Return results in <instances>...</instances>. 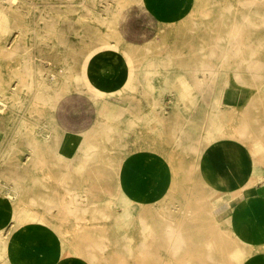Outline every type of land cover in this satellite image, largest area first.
Wrapping results in <instances>:
<instances>
[{
    "label": "rangeland",
    "instance_id": "rangeland-1",
    "mask_svg": "<svg viewBox=\"0 0 264 264\" xmlns=\"http://www.w3.org/2000/svg\"><path fill=\"white\" fill-rule=\"evenodd\" d=\"M13 1L0 0V245L12 241L16 219H29L33 181L54 182L62 196L68 139L81 154L113 149L117 134L159 131L193 97L235 106L246 91L262 107L264 0ZM221 124L217 116L216 133ZM72 159L76 216L91 195L86 161L98 158ZM239 259L233 238L216 264Z\"/></svg>",
    "mask_w": 264,
    "mask_h": 264
},
{
    "label": "crops",
    "instance_id": "crops-1",
    "mask_svg": "<svg viewBox=\"0 0 264 264\" xmlns=\"http://www.w3.org/2000/svg\"><path fill=\"white\" fill-rule=\"evenodd\" d=\"M245 93L235 106L226 96L219 107L193 97L159 131L129 127L113 149L94 154L79 153L68 139L59 150L63 197L54 182H32L33 215L18 218L12 241L0 245L4 264H216L233 238L238 264H264V88L261 108ZM76 156L98 159L86 161L91 195L72 216Z\"/></svg>",
    "mask_w": 264,
    "mask_h": 264
},
{
    "label": "bare ground",
    "instance_id": "bare-ground-1",
    "mask_svg": "<svg viewBox=\"0 0 264 264\" xmlns=\"http://www.w3.org/2000/svg\"><path fill=\"white\" fill-rule=\"evenodd\" d=\"M14 1H15V0H14ZM14 1H13V2H14ZM25 1H26V0H25ZM27 1H28V0H27ZM7 2H8V1H7ZM137 2H139V0H138ZM54 3H55V2H54ZM140 4H141V3H140ZM3 5H4V4H3ZM32 5H34V4H32ZM36 5H37V4H36ZM54 5H55V4H54ZM1 11H2V10H1ZM6 11H7V10H6ZM11 16H12V15H11ZM12 18H14V17H12ZM248 19H249V18H248ZM22 35H23V34H22ZM234 39H236V38H234ZM236 41H237V40H236ZM236 41H234V42L236 43ZM233 46H234V45H233ZM232 48H233V47H232ZM234 50H235V49H234ZM232 51H233V50H232ZM237 51H239V47H238V45H237ZM233 52H234V51H233ZM233 52H232V53H233ZM235 54H236V53H235ZM256 62H257V61H256ZM258 62H259V61H258ZM255 64H256V63H255ZM31 65H32V64H31ZM220 65H221V64H220ZM252 65H253V62H252ZM250 67H251V66L249 65L248 68L250 69ZM253 67H254V66H253ZM61 68H62V67H61ZM248 68H247V69H248ZM32 69H34V68H32ZM249 69H248V70H249ZM253 69H254V68H253ZM254 71H255V70H254ZM251 72H253V71H251ZM62 73H63V71H62ZM218 73H219V72H218ZM218 73H217V74H218ZM254 73H255V72H254ZM41 74H42V72H41ZM217 74H216V75H217ZM52 75H54V74H52ZM254 75H255V74H254ZM50 77H52V76H50ZM56 77H57V76H56ZM80 78L82 79V76H81V75H80ZM177 79H178V78H177ZM239 79H240V78H239ZM239 79H238V81H239ZM179 80H180V79H179ZM240 80H241V79H240ZM170 81H171V79H170ZM102 82H103V80H102ZM32 84H33V83H32ZM79 84H80V82H79ZM178 84H179V83H178ZM179 85H180V84H179ZM222 85H223V84H222ZM32 86H33V85H32ZM93 86H94V85H93ZM169 86H170V84H169ZM184 86H186V85H183V88H185ZM230 86H231V85H230ZM94 87H95V86H94ZM180 87H181V86H180ZM224 87H225V85H224ZM225 88H226V87H225ZM229 88H230V87H229ZM245 88H246V87H245ZM179 89H180V88H179ZM186 89H188V88H186ZM192 89H193V88H192ZM235 90H237V89H235ZM235 90H234V91H235ZM192 91H193V90H192ZM184 92H185V90H184ZM193 92H194V91H193ZM197 92H198V91H197ZM200 92H201V91H200ZM176 93H177V92H176ZM198 93H199V92H198ZM213 93H214V92H213ZM191 94H192V93H191ZM200 94H201V93H200ZM60 95H61V94H60ZM240 95H241V93H240ZM181 96H182V95H180V97H181ZM187 96H188V95H187ZM187 96H186V97H187ZM197 96H198V95H197ZM220 96H221V95H220ZM186 97H184V98H186ZM223 97H224V96H223ZM223 97H222V98H223ZM55 98H56V97H55ZM57 98H58V97H57ZM239 98H240V97H239ZM245 98H246V97H245ZM180 99H181V98H180ZM186 99H187V98H186ZM0 100H1V99H0ZM189 100H190V99H189ZM219 100H220V99H219ZM184 101H185V100H184ZM191 101H192V100H190V102H191ZM200 101H201V100H200ZM239 101H240V100H239ZM202 103H203V102H202ZM219 103H220V102H219ZM114 104H115V103H114ZM177 104H178V103H177ZM189 104H190V103H189ZM116 105H117V104H116ZM119 105H120V104H119ZM197 105H199V104H197ZM212 105H213V104H212ZM179 107H180V106H179ZM200 107H201V106H200ZM117 108H119V107H117ZM121 108H122V107H121ZM181 109H182V108H181ZM211 109H212V108H211ZM209 111H210V110H209ZM205 112H206V111H205ZM207 112H208V111H207ZM114 113H115V112H114ZM201 113H202V112H201ZM202 114H203V113H202ZM114 115H115V114H114ZM189 115H190V113H189ZM207 115H208V114H207ZM117 117H118V116H117ZM120 118H121V117H120ZM188 119L190 120V118H188ZM210 119H211V118H210ZM209 121H210V120H209ZM196 122H200V121L198 120V121H196ZM201 123H202V121H201ZM206 123H207V122H206ZM196 124H198V123H196ZM208 124H209V123H208ZM204 125H205V124H204ZM208 126H209V125H208ZM204 127H205V126H204ZM210 127L212 128V126H210ZM41 129H42V128H41ZM205 129H207V127H206ZM59 130H60V129H59ZM60 131H61V130H60ZM62 131H63V130H62ZM62 131H61V132H62ZM198 135H199V134H198ZM58 136H59V135H58ZM195 139H197L196 136H195ZM201 139H202V138H201ZM56 140H57V139H56ZM203 141H204V140H203ZM195 144H197V143H195ZM57 146H58V145H57ZM200 146H202V145H200ZM2 147H3V146H2ZM231 147H232V146H231ZM201 148H202V147H201ZM224 148H226V147H224ZM232 148H234V147H232ZM199 149H200V148H199ZM200 150H201V149H200ZM223 150H224V149H223ZM227 151H229V152L231 151V152H232V150H230V149H228ZM229 152H228V154H230ZM236 152H237V151H236ZM222 153H223V152H222ZM0 154H1V153H0ZM223 156H224V155H223ZM228 156H229V155H228ZM236 157H237V155H236ZM77 158L79 159V157H77ZM64 159H66V158H64ZM78 159H77V160H78ZM67 160H68V159H67ZM232 160H233V159H232ZM229 161H231V160H229ZM76 162H77V161H76ZM78 162H79V161H78ZM78 162H77V163H78ZM90 162H91V160H90ZM83 163H84V162H83ZM207 163H208V162H207ZM227 163H228V162H227ZM73 164H74V163H73ZM78 164H80V163H78ZM228 164H229V163H228ZM235 164H236V163H235ZM88 165H89V163H88ZM90 165H91V164H90ZM90 165H89V166H90ZM232 165H233V164H232ZM232 165H231V166H232ZM83 166H85V165H83ZM86 166H87V165H86ZM236 166H237V165H236ZM75 167H76V166H75ZM232 167H233V166H232ZM73 168H74V166H73ZM86 169H87V168H86ZM230 169H232V168H230ZM84 170H85V169H84ZM87 170H88V169H87ZM92 170H93V169H92ZM217 170H218V169H217ZM219 174H220V173H219ZM225 175H226V173H225ZM220 176H221V175H220ZM95 177H96V176H95ZM227 177H228V176H227ZM224 178H225V177H224ZM217 180H218V178H217ZM218 181H219V180H218ZM207 182H208V181H207ZM220 182H221V181H220ZM216 184H217V182L215 183V185H216ZM215 185H214V186H215ZM5 186H6V185H5ZM217 186H218V185H217ZM12 187H13V186H12ZM229 187H230V186H229ZM214 188H215V187H214ZM218 188H220V187H218ZM222 188H223V187H222ZM10 189H11V188H10ZM224 189H226V188H224ZM7 194H8V195L11 194L10 191H8ZM31 214H32V213H31ZM31 214H30V216H31ZM32 215H33V214H32ZM26 216H27V215H26ZM28 216H29V214H28ZM16 218H17V217H16ZM26 219L29 220L30 218H29V219L26 218ZM16 220H17V219H16ZM20 220H21V219H20ZM24 220H25V219H24ZM17 221H18V220H17ZM21 222H22V221H21ZM30 222H31V221H30ZM30 222H29V223H30ZM13 223H14V222H13ZM10 226H11V225H10ZM18 226H19V225H18ZM77 226H78V224H77ZM20 227H21V226H20ZM9 228H10V227H9ZM18 228H19V227H18ZM201 228H202V227H201ZM2 231H3V230H2ZM7 232H8V231H7ZM11 233H12V232H11ZM2 234H3V233H2ZM12 235H13V233H12ZM13 236H14V235H13ZM57 238H58V237H57ZM4 240H5V239H4ZM4 240H3V241H4ZM0 241H1V240H0ZM3 241H2V242H3ZM34 242H35V241H34ZM10 243H11V242H10ZM4 244H5V243H4ZM29 244H30V242H29ZM211 244H212V243H211ZM34 245H35V244H34ZM4 246H6V245H4ZM34 252H35V250H34ZM11 254H13V253H11ZM80 257H81V256H80ZM70 259H71V258H70ZM72 260H73V259H72ZM69 261H70V260H69ZM69 264H70V263H69Z\"/></svg>",
    "mask_w": 264,
    "mask_h": 264
}]
</instances>
